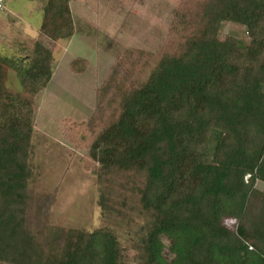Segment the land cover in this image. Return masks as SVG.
Here are the masks:
<instances>
[{"label":"trees","instance_id":"obj_1","mask_svg":"<svg viewBox=\"0 0 264 264\" xmlns=\"http://www.w3.org/2000/svg\"><path fill=\"white\" fill-rule=\"evenodd\" d=\"M187 5L171 28L183 35L177 48L144 78L142 68L114 69L72 141L102 184L99 205L148 219L135 264H264V190L255 187L264 183V0ZM221 22L246 27L249 42L220 41ZM40 30L53 41L74 35L69 0H47ZM7 61L21 89L4 85L0 64V264H128L110 230L52 226L48 198L29 191L32 97L53 57L35 41Z\"/></svg>","mask_w":264,"mask_h":264},{"label":"rangeland","instance_id":"obj_2","mask_svg":"<svg viewBox=\"0 0 264 264\" xmlns=\"http://www.w3.org/2000/svg\"><path fill=\"white\" fill-rule=\"evenodd\" d=\"M186 1L69 0L75 32L71 38L57 41L40 30L47 0L0 2V64L4 85L14 93L21 89L16 69L7 61L13 53L28 51L36 41L48 48L53 57L50 81L32 97L29 164L33 173L28 189L35 197L48 198L50 225L85 232L110 230L121 245L123 261L128 264L136 263L135 246L145 233L148 219L127 208L119 215L99 205L102 184L94 168L84 167L82 158L87 151L74 145L71 130L92 117L97 90L114 69L120 77L142 68L146 72L142 73L144 78L155 59L177 48L183 35L177 30L172 34L171 28L178 12L192 7L182 8ZM216 34L220 41L234 37L244 44L249 42L246 27L238 24L221 22ZM74 61H81L79 72L71 69ZM220 136L213 131L210 139L216 143ZM255 187L262 192L264 183L257 181ZM224 225L236 231L238 223L226 219Z\"/></svg>","mask_w":264,"mask_h":264},{"label":"built area","instance_id":"obj_3","mask_svg":"<svg viewBox=\"0 0 264 264\" xmlns=\"http://www.w3.org/2000/svg\"><path fill=\"white\" fill-rule=\"evenodd\" d=\"M0 2H1V0H0ZM2 7H1V5H0V9H1Z\"/></svg>","mask_w":264,"mask_h":264}]
</instances>
